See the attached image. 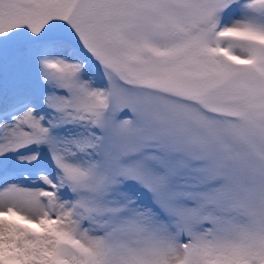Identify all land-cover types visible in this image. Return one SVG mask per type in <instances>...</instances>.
Segmentation results:
<instances>
[{
  "label": "snow or ice",
  "instance_id": "obj_1",
  "mask_svg": "<svg viewBox=\"0 0 264 264\" xmlns=\"http://www.w3.org/2000/svg\"><path fill=\"white\" fill-rule=\"evenodd\" d=\"M0 264H264V0H0Z\"/></svg>",
  "mask_w": 264,
  "mask_h": 264
}]
</instances>
